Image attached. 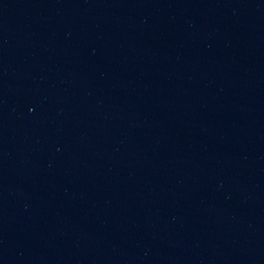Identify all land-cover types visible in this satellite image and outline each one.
I'll use <instances>...</instances> for the list:
<instances>
[{
    "label": "water",
    "instance_id": "1",
    "mask_svg": "<svg viewBox=\"0 0 264 264\" xmlns=\"http://www.w3.org/2000/svg\"><path fill=\"white\" fill-rule=\"evenodd\" d=\"M0 264H264V0H0Z\"/></svg>",
    "mask_w": 264,
    "mask_h": 264
}]
</instances>
